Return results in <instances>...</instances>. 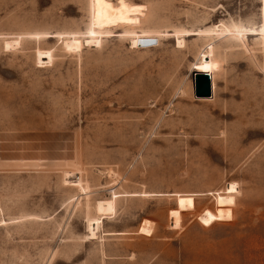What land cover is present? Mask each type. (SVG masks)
Wrapping results in <instances>:
<instances>
[{
	"label": "rangeland",
	"instance_id": "1",
	"mask_svg": "<svg viewBox=\"0 0 264 264\" xmlns=\"http://www.w3.org/2000/svg\"><path fill=\"white\" fill-rule=\"evenodd\" d=\"M124 1L0 0V264H264V0Z\"/></svg>",
	"mask_w": 264,
	"mask_h": 264
},
{
	"label": "bare ground",
	"instance_id": "2",
	"mask_svg": "<svg viewBox=\"0 0 264 264\" xmlns=\"http://www.w3.org/2000/svg\"><path fill=\"white\" fill-rule=\"evenodd\" d=\"M92 7L94 10L93 23L95 27L98 29L96 30V32L98 31L97 33L99 35H101V33H104V31L106 33V30H109L113 27L121 26L124 23V7H125L124 0H117V2H114L113 0H93ZM262 32L264 33V28ZM100 38L101 37L97 36L95 38L88 39L86 43L90 44L91 46H97L101 43ZM67 43L68 44L73 43V40H70V42ZM156 43H157L156 38L147 35L146 36L135 35L132 39L133 47L149 48L151 46H154ZM11 44L13 46L19 45L20 40H14L12 41ZM178 45L180 47L183 46L184 40L178 39ZM238 192L239 191L237 190L236 184L230 183L225 188L224 191L222 192L219 191L216 193L217 206L221 208L233 207L236 204L235 194ZM114 204H115V196L112 199L101 200L97 202L96 210L99 213V215L97 217L89 218L87 220L90 238L94 239L98 236V230L103 223L104 214L108 212L112 213L115 208Z\"/></svg>",
	"mask_w": 264,
	"mask_h": 264
},
{
	"label": "water",
	"instance_id": "3",
	"mask_svg": "<svg viewBox=\"0 0 264 264\" xmlns=\"http://www.w3.org/2000/svg\"><path fill=\"white\" fill-rule=\"evenodd\" d=\"M195 82V96L210 98L213 96L212 80L208 73L196 71L193 74Z\"/></svg>",
	"mask_w": 264,
	"mask_h": 264
}]
</instances>
